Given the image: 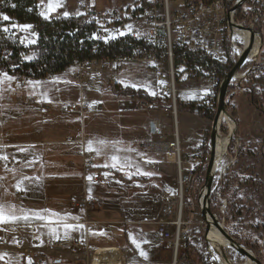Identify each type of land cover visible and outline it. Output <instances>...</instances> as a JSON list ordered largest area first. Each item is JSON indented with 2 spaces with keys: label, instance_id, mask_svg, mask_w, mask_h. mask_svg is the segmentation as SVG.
<instances>
[{
  "label": "rangeland",
  "instance_id": "374dc122",
  "mask_svg": "<svg viewBox=\"0 0 264 264\" xmlns=\"http://www.w3.org/2000/svg\"><path fill=\"white\" fill-rule=\"evenodd\" d=\"M37 1L40 13H46L47 18L62 12V15L65 12L69 13L68 16H76L80 13L81 1L78 3L79 0ZM94 1L96 9H114L125 8L136 0ZM49 3H59L60 6L55 11L49 12ZM252 19L250 24H253V30L263 37L264 44L263 17L259 15L256 18L254 15ZM71 72L72 70L68 68L65 72L56 75V80L52 82L45 78L31 81L32 83L28 81L23 89L16 86L14 78L5 79V75H0V209L5 216L9 217L4 222H23L25 219L22 218L27 214L31 218L33 214L39 215L38 218L53 221L52 218L42 215L47 210L63 213L72 221L81 220L77 214H68L72 203L76 199L90 201L92 199L96 208L93 214L89 215L90 220H98L102 222L101 224L104 222L106 224L102 225L101 232L90 233L88 239L91 248L124 242L131 243L132 246H142L145 238L143 231L148 227L134 222L151 221L154 218L159 206L160 191L164 190L168 195H176L177 191L173 190L176 169L170 165H163L159 173L151 170L147 164L140 161V156H143L144 152L139 145L155 138L150 130L152 122L159 120L166 127V131L171 133L173 117L169 114L140 111L139 98L126 93L127 90H133L144 92L151 98L155 96L152 72L143 64L125 65L121 73L117 75L119 77L117 86L108 83V80L113 77L110 73H104L95 79L89 78L80 84L72 80ZM242 73L245 72L240 70L236 74L237 80ZM177 80L180 90L177 103L195 105L194 98H200V93L196 90L202 88L201 81H196L197 78L192 75H190V81L187 83L183 81L182 85V81L178 78ZM80 90L91 104L90 115L85 125L84 142L89 148L91 142L90 149L96 156L97 172L103 177L102 182L98 183L91 182L88 175L82 171L83 152L79 146L81 143H66L69 136L78 138L80 137L78 135L83 133L85 116L81 120L78 113L68 110L78 100L83 99ZM185 91H195V93ZM27 97L35 98L36 104L29 105ZM54 100H57L58 104L50 102ZM59 100L77 101L62 104ZM40 103L47 104L48 108L38 105ZM225 104L235 109L239 128L228 114L235 127L233 133H229L226 123L220 120V124L226 126L229 142L223 157V166L221 165L224 169L217 172L214 182L217 175L225 176L224 185L219 189L221 196L220 192L217 193V203H221L220 207H223L222 204L226 200L223 194H227L232 198V204L228 207L225 205L226 210L223 207L218 211L210 205V210L219 221L224 223L225 215H227L235 224H238L239 230L245 233L248 239V246L258 248L261 253L258 256V251L248 249L264 263V116L251 106L248 97L238 89L226 96ZM156 111L160 110L156 109ZM177 113L183 135L199 126L206 125L205 120L199 116L185 114V111L181 110ZM207 125L210 126L208 123ZM194 133L191 134L192 142L199 138ZM217 136L226 137L222 131ZM232 141L234 142L228 153V147ZM240 143L244 144L245 149L242 157L237 160ZM189 152H191L190 147L183 145V154L186 155ZM112 157L117 159L113 160ZM7 162L13 163V167L7 168L5 166ZM120 175L133 179H145V181L124 182L119 180ZM230 175L240 177L242 181L236 179L230 182ZM214 186L215 184L212 190ZM196 187L193 192V200H195L193 206H196V198L199 196L198 186ZM94 202H92L93 206ZM113 212L129 214L125 218L126 222L129 220V224L117 223L118 215ZM48 214L52 213L48 212ZM194 217L196 221H204L200 209L196 210ZM109 222L117 224L107 225ZM63 232L60 227L44 229V234L50 237H57L56 235L64 237ZM205 233L206 230H200L197 234L200 239L193 242L192 258L195 261L193 264H204V262L218 264L215 253L209 249L204 238ZM149 235L152 242H159L154 232ZM93 253L90 264L94 258ZM228 253L230 254L227 256L229 264L246 263V259L235 252L228 250ZM47 254H49L47 259L51 262L46 264H53L54 259L61 262L58 259L61 257L56 253L49 251ZM87 257L90 258V254ZM69 262L75 261L72 258ZM0 264L23 263L16 255L0 250Z\"/></svg>",
  "mask_w": 264,
  "mask_h": 264
},
{
  "label": "built area",
  "instance_id": "2783aa9c",
  "mask_svg": "<svg viewBox=\"0 0 264 264\" xmlns=\"http://www.w3.org/2000/svg\"><path fill=\"white\" fill-rule=\"evenodd\" d=\"M79 2L81 3L80 13L76 16L83 19L84 23L80 26L86 28V40L110 45L116 40L130 38L141 45L133 50L131 56L105 57L91 61L74 62L69 68L72 70L71 77L74 82L81 84L89 78L95 79L104 73H110L113 75L110 82L114 83L122 68L127 64L134 63L150 67L155 74L157 105L153 106L148 101L142 100L138 107L143 111L159 109L160 113L171 115L173 117V130L171 133L166 131V127L159 120L152 122L155 138L139 145L144 152L141 161L158 173L163 165H170L176 169L173 190H176L177 193L176 195H168L163 191L160 194L156 224L162 241L171 254L169 264H193L195 262L192 258L193 242L200 239L197 235L200 230H206L205 221L195 220L194 215L200 206L199 196L196 198V206H193L195 203L193 192L198 186V173L204 170L205 177L207 164L210 160L212 120H210L209 128H199L195 131V134L200 138L196 143L192 142L190 137L186 140L181 138L175 122L177 102H179L178 94L180 93L177 78L182 81L192 75L201 81L202 88L196 90L200 93V98H196L193 103L213 117L217 110L219 88L223 79L197 64L190 67L184 63L176 64L175 56L178 53L189 54L225 66L229 53L238 58L239 52L243 48V43L235 36V28L231 29L230 25L249 26L253 29V24L243 26L241 22H235L236 10L231 9L240 0H235L231 7L228 6L227 0H136L123 9H96L90 1L79 0ZM261 14L259 10L255 13V17L257 18ZM66 17L69 16L52 14L48 18H43L59 21ZM14 25L16 27H14L12 36L16 37L19 48L33 44L30 41L35 42L37 32L35 26L19 23ZM23 25H31L32 27L22 31L20 26ZM128 25H131V30L128 29ZM121 32L125 34L120 35ZM19 53L23 55L21 52ZM3 57H6L5 53ZM246 73H242L238 80L235 77L231 84L244 79ZM55 76L48 74L45 79L52 82ZM14 82L20 89L25 88L28 83L21 77H14ZM240 91L244 93L245 89H240ZM26 100L29 105H34L37 101L33 97H27ZM38 105L48 108L47 104L40 103ZM68 110L78 113L83 120L89 110V105L80 99ZM222 125L218 123L217 135H220ZM66 143L76 144L80 141L72 137L68 138ZM183 145L190 147L191 152L186 155L183 154ZM94 161V156L91 153H82V171L85 175L93 172ZM5 166L7 168L13 167V163L7 162ZM217 172L213 174L211 182L209 207L211 196L217 191L219 182L223 178V176L217 175L214 182ZM93 181L101 182L102 179L94 174ZM200 187L198 186V194ZM225 205L226 200L222 206L225 208ZM72 207L80 212H85L93 208V203L88 199L75 200ZM85 225L90 226L92 231L99 229L96 224L87 220ZM2 231L3 229L0 227V233ZM4 243L5 239L0 234V245ZM18 245L21 246L20 240H18ZM52 245L56 248L65 247L61 242H55L48 246ZM82 246L81 243H74L66 246V248L70 254L74 255ZM18 256L28 264H43V258L30 249H21Z\"/></svg>",
  "mask_w": 264,
  "mask_h": 264
},
{
  "label": "trees",
  "instance_id": "16d2710c",
  "mask_svg": "<svg viewBox=\"0 0 264 264\" xmlns=\"http://www.w3.org/2000/svg\"><path fill=\"white\" fill-rule=\"evenodd\" d=\"M227 2L228 6L231 7L235 0H227ZM253 3L254 0H246L244 5L235 11V20L241 22L243 26L250 24L253 16L259 10L262 11L261 17H263L264 21V0H257L254 5ZM4 15L9 17L8 21L2 19ZM15 23L32 24L36 27V39L33 44L19 48L16 37L12 36L14 32L13 25ZM82 23H84L82 17L78 16L61 18L59 21L44 19L40 15L37 0H0V75L6 74L12 78L21 77L26 81H37L45 78L48 74L58 75L63 73L74 62L91 61L105 57L116 58L131 56L133 50L141 45L130 38L116 40L110 45L102 42L97 43L92 40L88 41L85 39L86 28L80 26ZM5 28L8 31H4L3 29ZM19 52L23 55H20ZM4 53L6 57H3ZM236 61V56L230 53L227 56V65L225 66L214 61H209L206 58L189 54L178 53L175 56L176 64L184 63L188 67L197 64L221 79L233 68ZM241 72H247L244 79L239 80L235 84L230 83L227 96L236 89L239 91L240 89H245L244 94L248 97L251 106L261 116H264V44H262L256 61L246 63L242 67ZM126 93L148 101L151 105L156 104L155 99L148 97L144 93L134 92L133 90H127ZM177 110L179 112L181 110L190 114H196L201 118L213 119V116L195 105H182L179 103ZM226 113L236 122L239 128V119L235 113V109L229 107L227 104ZM221 131L226 136V126H222ZM233 142L228 147V153L230 148H232L231 145ZM244 149V144L240 143L238 146L239 154L237 160L242 157ZM95 171H97L96 168L87 177H93ZM114 173L117 174L116 171ZM225 175L227 176V174ZM230 176V182H234L236 179L241 180L240 177ZM118 177L121 178H118L119 180L129 183L140 180L138 178H127L121 175ZM223 177L219 182L218 190L224 185L225 176ZM203 179L204 170H201L197 176V184L199 187L203 184ZM140 181H145V179ZM218 190L212 194L210 201V205L215 211L221 208V203H217V193L220 192ZM219 194L221 196V192ZM223 197L226 199V206H231L232 198L227 194H223ZM227 207H225V210ZM224 225L235 241L255 252L258 251L257 255H260L261 251L258 248L248 246V239L245 233L243 234L239 230L238 224H235L227 215H225ZM204 264L207 263L204 262Z\"/></svg>",
  "mask_w": 264,
  "mask_h": 264
},
{
  "label": "crops",
  "instance_id": "0c3cea01",
  "mask_svg": "<svg viewBox=\"0 0 264 264\" xmlns=\"http://www.w3.org/2000/svg\"><path fill=\"white\" fill-rule=\"evenodd\" d=\"M89 1L92 2V4L95 3L94 0H89ZM103 9H110V8H103ZM114 9H123V8H114ZM59 11H61V10H59ZM58 13H61V12H58ZM144 67H146L147 69H149L152 72V77L154 79V85H155V91H154L155 96L152 99H156L157 88H156L155 74L150 67H148L146 65H144ZM121 71L119 73H121ZM189 79L190 78H186V80H182L181 85L183 84V81H186V83L189 82L190 81ZM55 80H56V76L54 78V81ZM110 81H111V78H110V80H108V83L117 86L116 84L119 81V77H117V80L114 83H111ZM196 81H198V80H196ZM80 92L83 95V96L81 95L84 99L83 101L89 105V110L85 114V119H84L83 128H82L83 133L81 135H78L81 137V140H80V137H78L77 140H79L81 143L79 146L81 147L82 152H89L94 156V159H95L94 169L95 168L97 169V164H95V163H97L96 162V156H95L94 152L89 148V146L88 145L86 146V144L84 142L85 125H86V120H87L88 116L90 115L89 111L91 108V104H90L89 100H87L84 97L83 91L80 90ZM185 92H192V91H185ZM192 93H195V91H193ZM144 94H146V93H144ZM194 99H196V98H194ZM142 100L143 99L139 98L138 101L140 102ZM59 101H60L59 103H62V104L63 103H69L70 104V103H74V102L76 103L77 100L76 101L70 100L68 102H64L65 100H63V101L59 100ZM50 102L58 104L57 100L50 101ZM139 102H138V106H139ZM156 105H157V103L153 106H156ZM156 108H158V107H156ZM138 109H139V107H138ZM140 111H143V110H140ZM144 112L160 113L159 111H156V110L144 111ZM177 112H178V110H177ZM185 114H190V113L185 112ZM191 115H193V114H191ZM194 115H196V114H194ZM196 116H198V115H196ZM202 119L205 120L206 125L204 124L203 126H199L195 129L191 130L189 133L183 135L181 133V129H180V122L178 120V113H176V121L175 122H176L177 129H178V132H179V135L181 136V138L184 140H186L189 137L192 138L191 137L192 132L194 133V131H196L197 129L209 128L207 123L210 124V120L205 119V118H202ZM151 134L154 135V132ZM70 137H73V136H69L68 138H70ZM76 137H74V138H76ZM198 140H200V138H198ZM198 140H196V141L193 140V141H194V143H196ZM141 157L142 156H140V159H141ZM94 174H96V176H98L99 178L103 179V177L100 174H98L97 171H95ZM92 181H93V177L91 179V182ZM94 183H98V182H94ZM163 191L164 190L160 191V194ZM160 194L158 196L159 206H160V200H159ZM91 201L94 202L92 199H91ZM159 206H158V209H159ZM95 208H96L95 202H94L93 208L88 209L85 212H80L79 210L74 209L72 207L68 214H70V213L74 214V215L77 214L78 216L81 217V220H76V221L69 220L67 216L63 215V213H56V211L51 212L48 210L46 211V213H42V215H44L45 217H48V218H52L53 221H48V220L41 218V217L38 218L37 216H39V215H33L31 213L30 214L32 215V218L30 215L27 214L26 216H23L24 218H22V219H25L23 222H21V221L20 222H4V221H2V222H0V227H2L3 231L0 234L3 235V237L5 239V243L0 245V250L2 252L14 254L19 258L18 254H19L21 249H30L34 252H37L38 255L43 258V264L51 262V260L47 259L48 258L47 255H49L47 253H49V251L51 253L54 252L57 255H59V257H61V258H58L61 260V262L58 261L57 259H54L53 264L54 263L55 264H63V262L65 264H90L92 252L97 251V249L98 250H101V249L114 250L119 255L120 262H121L120 264H169V262L171 260V254H170V251L167 250V248L165 247V245L162 241L161 235L158 232V226L156 224V219L158 216V209H157V212L154 214V218L151 221H140V223L134 222L136 224L142 223L141 225H146L148 227V229L146 228L143 231L144 232L143 236L145 238H144V242H143L142 246H132L131 243H128V242L125 243L124 242V243H113V244L98 245V246H94L91 248L90 243H89V239H88L90 233L101 232L103 230L102 225L106 224V222L101 224L102 223L101 221L90 220L89 215L91 213L93 214V212L95 211ZM48 212L52 213V214H48ZM113 214L118 215L117 223H119V224L125 223V225L129 224V222H128L129 220H127V222L125 220L126 216L129 214L119 213V212H113ZM29 220H30V222H29ZM86 220L88 222H92V223L96 224L99 227V229L92 231L90 229V226L85 225ZM112 223H113V225L117 224L116 222H109V223H107V225H109V224L112 225ZM45 227H60V229L62 231H64L63 232L64 237H60L58 235H56L57 237H50L48 235H45L44 234ZM150 227H153V228H150ZM152 232H154V234L157 235V237L159 238L158 243L152 242L151 235H149ZM18 240L21 241V246L18 245ZM55 242H61L65 245V247L56 248L54 245L48 246V245L54 244ZM74 243H81L83 246L77 251V254L73 255L67 251L66 246H68L70 244H74ZM142 251L147 254L146 257L141 255ZM89 254H90V258L87 257V256H89ZM72 258L74 259L75 262H69V260H71ZM20 261L23 264H28V262H26L22 259H20Z\"/></svg>",
  "mask_w": 264,
  "mask_h": 264
},
{
  "label": "water",
  "instance_id": "95a60500",
  "mask_svg": "<svg viewBox=\"0 0 264 264\" xmlns=\"http://www.w3.org/2000/svg\"><path fill=\"white\" fill-rule=\"evenodd\" d=\"M255 2L257 0H254ZM246 0H240V2L236 5H233V8L231 10H236L244 3ZM230 10V12H231ZM229 12V13H230ZM230 28H239L234 25H230ZM239 29H242L243 31L249 29L252 31V37L250 40V43L246 48H243V52L241 55L238 56L237 61L233 68L226 74V76L223 78L221 86L219 88V94H218V106L216 113L213 117L212 120V133L210 136V143H211V149H210V160L207 164L206 172H205V177L202 186L200 187V192H199V206H200V214L202 218L204 219L206 223V233H209V229L211 227V224L214 225L221 233L222 238L226 244V246L229 248L230 251L235 252L238 254L240 257L249 260L251 262H255L256 264H264L251 250H249L247 247L239 244L237 241H235L229 234V232L225 229L224 223L219 221L217 216L211 212L210 207H206L205 203V192L208 191L209 188H211V182L213 178V169L215 165V151H216V137H217V126L219 123V119L222 115L227 116L226 113V96H227V91L228 87L231 83V81L236 77V74L242 69V67L247 63L250 62L247 60L250 52L253 50L254 45H255V33L254 30L251 27H240ZM263 44V37L260 36L259 39V48L258 52L260 51L261 47ZM257 52V54H258ZM257 56L255 57L256 60ZM254 60V61H255ZM228 117V116H227ZM150 130L151 133L154 132V127L153 124H150ZM233 133V132H232ZM233 137V135H232ZM231 138V137H230ZM210 190V189H209ZM209 198H210V192L208 196V204H209Z\"/></svg>",
  "mask_w": 264,
  "mask_h": 264
},
{
  "label": "bare ground",
  "instance_id": "6f19581e",
  "mask_svg": "<svg viewBox=\"0 0 264 264\" xmlns=\"http://www.w3.org/2000/svg\"><path fill=\"white\" fill-rule=\"evenodd\" d=\"M239 28H235V36H236V38H238L243 43V48H246L248 46V44L250 43V40L252 37V31L249 29L243 31L242 29H239ZM236 33L240 34V35H237ZM254 33H255L256 41H255V45H254L253 50L250 52V54L247 58L248 61H252L258 55L257 52H258V48H259L260 36L255 31H254ZM243 48L239 52L240 55L243 52ZM220 120H221V122H225L227 124V126L229 128V133H232L234 131V128H235L234 124L229 117L222 115L220 117L219 121ZM228 142H229L228 136H226V137L217 136L216 137V151H215V161H214L215 165H214V169H213L214 173L220 169H224L223 167H221V165L223 163V157H224L226 150H227ZM209 189L207 192H205V203H206L205 205H206V207H208V196H209V192H210ZM204 238L209 245V249L215 253V259L217 260V263L218 264H229V262L227 261L228 260L227 256L229 254L228 253L229 248L226 246L220 231L214 225L211 224V227L209 229V233L208 234L205 233ZM93 255H94V258L92 261L93 264H120L121 263L118 253L115 252L114 250H108V249L98 250L97 249V251H94ZM245 264H256V263L251 262L249 260H246Z\"/></svg>",
  "mask_w": 264,
  "mask_h": 264
},
{
  "label": "snow or ice",
  "instance_id": "6c2138e0",
  "mask_svg": "<svg viewBox=\"0 0 264 264\" xmlns=\"http://www.w3.org/2000/svg\"><path fill=\"white\" fill-rule=\"evenodd\" d=\"M59 6H60L59 3H49V4H48V10H49V12L55 11L56 8L59 7ZM40 15H41V16H45V18H47L46 13H44V12H41ZM64 15H65V16H68L69 13L65 12ZM2 19L5 20V21H8V20H9V17H8L7 15H4V16L2 17ZM13 27H16V25H13ZM20 27H21V30L24 31V30H27V29L31 28L32 26H31V25H23V26H20ZM127 27H128L129 30H131V25H128ZM3 30H4V31H8L7 28H5V29H3ZM124 34H125V33H123V32L120 33V35H124ZM94 38H95V36H94ZM112 38H115V37H112ZM30 42H31V43H34V41H30ZM29 59H30V58H29ZM5 79H11V77H8V76L5 74ZM29 83H32V82L30 81ZM37 83H38V82H37ZM90 148H91V142H90ZM5 159H6V157H5ZM112 159H113V160H116L117 157H112ZM113 166H115V165H113ZM88 179L91 180L92 177H88ZM41 218H42V217H41ZM8 219H9V217L5 216L3 210L0 209V222H2V221H6V220H8ZM11 219H16V217H11ZM69 227H70V226H69ZM133 242L135 243V241H133ZM137 246H139V245H137ZM141 255L146 257L147 254L144 253V252L142 251V252H141Z\"/></svg>",
  "mask_w": 264,
  "mask_h": 264
},
{
  "label": "flooded vegetation",
  "instance_id": "af4514ba",
  "mask_svg": "<svg viewBox=\"0 0 264 264\" xmlns=\"http://www.w3.org/2000/svg\"><path fill=\"white\" fill-rule=\"evenodd\" d=\"M261 11V10H260ZM261 13H262V11H261ZM259 53V52H258Z\"/></svg>",
  "mask_w": 264,
  "mask_h": 264
}]
</instances>
